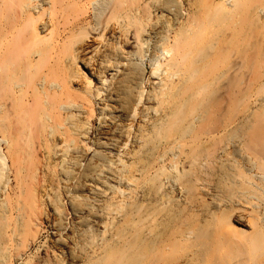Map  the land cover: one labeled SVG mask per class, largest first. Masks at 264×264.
<instances>
[{"label":"bare ground","instance_id":"obj_1","mask_svg":"<svg viewBox=\"0 0 264 264\" xmlns=\"http://www.w3.org/2000/svg\"><path fill=\"white\" fill-rule=\"evenodd\" d=\"M0 264H264V0H0Z\"/></svg>","mask_w":264,"mask_h":264},{"label":"rangeland","instance_id":"obj_2","mask_svg":"<svg viewBox=\"0 0 264 264\" xmlns=\"http://www.w3.org/2000/svg\"><path fill=\"white\" fill-rule=\"evenodd\" d=\"M46 237V233H44L43 235H42V239H44Z\"/></svg>","mask_w":264,"mask_h":264}]
</instances>
